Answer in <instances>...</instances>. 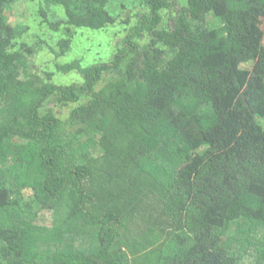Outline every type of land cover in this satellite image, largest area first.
<instances>
[{
    "label": "trees",
    "instance_id": "16d2710c",
    "mask_svg": "<svg viewBox=\"0 0 264 264\" xmlns=\"http://www.w3.org/2000/svg\"><path fill=\"white\" fill-rule=\"evenodd\" d=\"M18 1L0 0V264H264V0H39L57 49L9 21ZM119 25L110 60L33 70L72 29Z\"/></svg>",
    "mask_w": 264,
    "mask_h": 264
},
{
    "label": "rangeland",
    "instance_id": "374dc122",
    "mask_svg": "<svg viewBox=\"0 0 264 264\" xmlns=\"http://www.w3.org/2000/svg\"><path fill=\"white\" fill-rule=\"evenodd\" d=\"M125 1L126 3L132 4L137 3L138 0H118L117 2H114V0L111 2L110 8L118 10L119 4ZM185 2V0H179V3ZM39 0L28 2V5L24 1H18L15 3L11 10L9 15V21L13 24H23L28 25L29 27V35H36L37 33L39 35H42V37L48 41L54 48L57 49L56 41L57 39L54 37L55 35L49 31V28L43 24H40V19L37 15V9H38ZM137 5V4H136ZM30 6V7H29ZM56 9L60 10L61 13H63V8L61 6L55 7ZM142 9L140 8H134L132 7L130 11L134 13L136 10ZM110 10V9H109ZM111 13L114 15H117V12L114 10H110ZM126 9L120 10V20L124 19L127 15ZM208 19L213 20L212 17H209ZM134 19H132L133 23ZM260 27L264 31V18L260 19ZM123 27L121 25L113 27L109 29L107 32H99V31H87L83 29H72V44L71 49L69 52L63 56L55 59L54 54H52L49 50H43L41 53L38 54L35 66L33 67V70L37 73H39L41 76H44L43 70L44 69H51L53 68L54 61H61L66 62L70 61L72 59H80L82 63H91L92 61H103V60H110L111 54H105V52L108 50L110 51L111 48L115 47L116 41L119 39V37L122 34ZM60 31H58L59 33ZM57 33V34H58ZM27 40H32L30 38H27ZM244 66H247L244 64ZM70 74L67 75H56L55 80L57 79L58 83H64L67 84L74 76ZM69 109H61V113L63 115H66L68 113ZM23 198L24 200H30L32 198V191L31 189H24L23 190Z\"/></svg>",
    "mask_w": 264,
    "mask_h": 264
}]
</instances>
